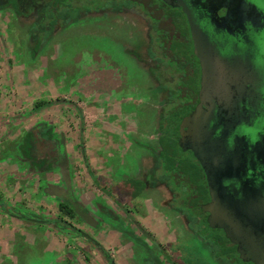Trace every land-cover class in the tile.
Segmentation results:
<instances>
[{"label": "flooded vegetation", "instance_id": "flooded-vegetation-1", "mask_svg": "<svg viewBox=\"0 0 264 264\" xmlns=\"http://www.w3.org/2000/svg\"><path fill=\"white\" fill-rule=\"evenodd\" d=\"M49 1L0 0V13H8L16 20H27L29 41L40 38L42 43H46L55 30L77 27L85 21L89 23V31L94 33L93 38L101 41L100 36L103 32L105 34L103 43L107 37L112 43L113 50L119 40L114 35L116 32L125 34L127 28H132L134 31L140 29L142 32L141 53L137 54L134 60L146 75L143 85L134 83L132 78L127 76L121 78L117 71L125 70L111 61H106L105 67L92 68L91 71L95 72L89 77L90 86L93 87L102 79L101 72L96 71H109L106 74L109 82L106 91L111 90L116 84L129 86L127 91L130 89L131 92L136 91L137 93L131 94L130 98L133 100L128 106L134 109L132 117L136 125L144 128L134 135L125 133L126 138L132 140L134 145L125 148L124 151L117 149L118 161L105 158V166H109L104 172L102 183L92 174L81 152V159L84 167L88 168L92 185L98 186L107 199L101 205L93 196L91 205L85 207L86 210L82 208L89 214L91 225L98 224L100 219L120 222L123 226L122 236L127 241L125 245L130 247L135 245L139 249L140 255L135 264H222L220 261L222 257L229 264H264V0H193L192 2L191 0H158V4L153 0H146L148 4L136 0H55V9L60 16L51 26L47 15L53 4L49 5ZM113 2H119V5L110 6L109 3ZM171 8L179 10L182 17L176 13L172 15ZM63 12L77 14L70 16L69 20L62 21ZM156 13L158 16L155 18L152 14ZM174 17L177 19L173 20ZM152 21H163L167 28L178 26L179 29L183 24L185 34L183 40L187 42V46L189 44V47L193 45L191 31L197 30L202 34L207 46L204 55L206 64L203 65L194 54L190 53V55L187 51L176 55L175 59L182 57L185 63H188L189 57L193 56L195 58L193 65L197 67V73L189 76L184 86L188 90L185 92L190 99L183 97L184 112L181 116L183 114L187 116L192 111V117L200 113L201 116L209 118L211 116V121L220 120L223 124L227 123L238 134L233 140L247 148L244 159L238 152H229L225 158L236 163L217 170L216 177L209 175L203 164L198 170L196 168V172L200 174L199 179L192 177L193 179L188 181L190 182L188 186L193 189L191 190L194 194L193 199H189L188 206L183 208H178L175 204V201L181 200L180 198L187 197L183 186L165 177L170 163L173 165L176 161L174 149H171L168 143L170 139L165 137L161 130V125L165 123L173 102L175 104L173 110L171 109L172 112L180 105L175 100L179 97L171 90L177 79L175 74L170 72L171 63L162 64L161 58L164 56L158 54L159 50L157 56L150 53L153 43L157 41L155 36H160V39L165 41L167 39L160 26L159 29H154ZM207 27L212 30L210 33L219 35L222 42L230 43L228 45L222 43L221 47L224 50L229 48L233 50L228 59L238 62L234 67L227 68L224 64L218 66L215 64L213 53L207 45L210 35L205 30L208 29ZM245 46L246 55L241 52ZM107 50L95 46L94 57L101 59ZM208 58L209 64H207ZM198 63L203 66L202 70L199 69ZM188 71H190L189 63ZM226 71H236L238 76L231 78L227 75L219 78ZM199 85L203 93L201 96L203 104L199 108H194L197 103L195 94H198ZM194 95L196 99L192 98ZM188 100L192 101L189 106ZM176 103L178 106H175ZM51 129L47 122H41L34 134L27 135L30 138L27 157H16L25 161L29 170L32 166H37L39 172L46 173L48 170L51 172L59 169L66 162L63 141L57 139ZM186 133L187 131L183 130V134H173L174 147L186 145L188 150L191 149ZM189 136L194 138L193 134ZM108 153L106 156H115L113 149ZM140 157L143 160L141 180L137 178L120 180L112 176V171L115 169L125 171L126 158L133 160ZM177 163H181V159L177 160ZM242 164L248 168L245 174L239 169ZM189 169L194 171L191 166ZM55 181L53 184H60V177L58 176ZM126 185L129 187L127 188ZM55 187L56 185L48 186V192H54ZM250 192H255V195L250 197ZM150 194L153 196L150 197L154 211L152 219L161 225V230L158 232L155 229H146L140 222L150 215L140 212V206L136 201ZM68 196L76 202L69 189H65L60 201L63 200V204L68 203ZM221 201L226 204L227 212L230 211L233 216L224 214L223 205L218 207ZM91 215L97 217L96 221ZM75 216L80 219L74 213L73 217ZM122 217L126 219V223L121 222ZM53 219L57 218L40 222L50 224ZM30 220L36 222L39 218ZM57 220L55 227L57 223H61L62 228L66 230L75 232V229H79L70 223L73 229L66 227L59 221L63 219ZM126 224L130 227L126 228ZM91 225L88 226L92 227ZM89 237L92 238L90 235ZM92 239L87 241L93 246L94 243L99 244ZM129 257L133 258L134 255L131 253ZM102 258L107 264L111 262L115 264L108 255L107 258L103 256Z\"/></svg>", "mask_w": 264, "mask_h": 264}, {"label": "rangeland", "instance_id": "rangeland-1", "mask_svg": "<svg viewBox=\"0 0 264 264\" xmlns=\"http://www.w3.org/2000/svg\"><path fill=\"white\" fill-rule=\"evenodd\" d=\"M136 1L149 3L146 0ZM153 1L158 4V0ZM109 5L115 7L119 2ZM171 9L172 15L176 13L182 17L179 10ZM168 10L170 11L169 8ZM152 16L156 18L158 14ZM175 19L177 17L173 20ZM152 22L155 30L161 27L167 39L165 41L160 39V36H155L158 42L152 41L150 53L157 56L159 50L158 54L164 56L161 58L162 64L171 63L170 72L175 74L177 79L171 90L179 97L175 100L180 105L176 103L175 106L178 107L172 112L175 104L173 102L172 110L170 109L165 123L161 125V130L165 137L170 139L168 143L170 148L174 149L176 161L173 165L170 163L165 177L183 186L187 197L175 201L178 208H183L188 206L189 199H193L194 194L191 191L193 189L188 186L190 184L188 181L192 180V177L199 179L200 174L198 175L196 168L198 170L203 164L209 175L216 177L217 170L236 163L225 158L229 152H238L244 159L247 148L233 140L238 134L227 123L223 124L220 120L211 121V116L210 118L201 116L200 113L192 117V111L187 116H184L185 114L181 116L184 112L183 97L189 98L184 86L189 76L197 73V67L193 65L196 56L189 57L190 71H188V63H185L182 57L175 58L184 51L194 54L193 45L189 47V44L187 46V42L183 40L185 35L183 24L178 29V26L167 28L163 21ZM28 24L27 20H16L8 13H0V153L6 152L7 149L9 152L14 151L13 157L8 154L10 159L8 165H0L3 168L2 172L9 171L0 175V264H107L99 256V250L73 230L62 228L61 223L51 227L40 222L51 218L63 219L89 234L115 264H135L140 255L139 249L135 245L131 247L125 245L127 241L122 236L123 226L120 222L100 219L98 224L94 223L95 225L89 227L76 216L70 218L60 213L56 200L44 196L45 181L47 186L55 185L53 182L57 179L56 170L39 172L37 166H32L29 170L28 164L17 159L16 156L27 157L30 139L27 135L34 134L41 122H47L52 128V134L63 141L70 169L74 166L73 175L78 177L79 183L75 181L73 183L77 193L76 198L86 200L84 201L86 208L91 205L93 196L99 204H104L107 199L98 186L92 185L90 177L85 172L81 152L84 153L92 174L102 183L104 172L109 166H105V158L118 161L117 149L124 151L125 148L134 145L132 140L126 138L125 133L134 135L144 128L136 125L132 117L134 109L128 106L133 100L130 98L131 94H135L136 91L131 92V89L127 91L129 86L123 84H116L111 90L106 91L109 83L106 74L109 71H96L101 72L102 79L93 87L90 86L89 77L95 72L91 71L92 68L105 67L104 63L111 61L125 70L117 71L121 78L127 76L132 78L134 83L143 85L146 75L134 60V57L141 53L142 32L140 29L135 31L132 28L125 29V25L123 27L125 34L118 32L114 34L119 40L113 50L112 43L107 37L104 39L106 45L103 43L105 35L103 32L100 36L102 44L97 38H93L94 33L89 31V23L86 21L77 27L55 30L46 43H42L40 38L29 41L26 29ZM205 30L210 34L207 45L213 53L215 64L217 66L224 64L227 68L234 67L238 62L228 59L233 50L230 48L224 50L221 47L222 43L227 45L230 43L222 42L219 35L210 33L212 30L210 31L209 28ZM95 34L101 33L95 32ZM95 46L108 49L105 56L99 60L93 54ZM241 52L247 54L246 46ZM209 63L208 58L207 64ZM198 65L202 70L203 66L199 63ZM227 75L236 78L238 73L226 71L219 78ZM200 92L201 85L198 94H195L197 103L194 108H199L203 104L201 97L203 93ZM195 95L193 99H196ZM36 103L40 105L37 109L33 107ZM191 103V100L187 101L188 106ZM183 130L187 131L190 150L185 147L186 145L174 147L172 144L173 134H183ZM190 134H193L194 138L188 137ZM110 149L114 150L115 156H106ZM141 157L140 159L133 157V160L126 158L125 171L115 169L112 171V176L120 180L128 178L141 180V168H143ZM155 159L157 160L156 156ZM179 159L181 163H177ZM190 166L194 171L189 169ZM239 169L244 174L248 170L243 164ZM254 195L255 192L249 193L250 197ZM219 205H223L224 214H231L230 211L227 212L226 204L221 201L218 207ZM20 215L23 218H20ZM91 217L96 221V216L91 215ZM37 218L39 220L36 222L28 220ZM121 219V222L126 223L125 218ZM140 222L148 230L155 229L156 232L161 230L160 223L151 216L141 219ZM51 223L55 224L53 221ZM125 227L130 226L126 224ZM61 245L63 247H60ZM131 253L134 255L133 258L129 257ZM220 261L222 264H229L223 257Z\"/></svg>", "mask_w": 264, "mask_h": 264}, {"label": "crops", "instance_id": "crops-1", "mask_svg": "<svg viewBox=\"0 0 264 264\" xmlns=\"http://www.w3.org/2000/svg\"><path fill=\"white\" fill-rule=\"evenodd\" d=\"M9 135V133L7 134V136ZM2 149V148H1ZM64 149H65V147H64ZM8 150V149H7ZM6 150V152H2V153H0V165L1 164H4V165H8V163L10 162V159H9V155L8 154H10V155H12L13 156V151H11V152H9V151H7ZM65 152H66V150H65ZM5 155H6V157H5ZM66 155V157H65V160H66V162L62 165V166H60V168L59 169H55L56 171V175H57V177L59 176L60 177V184H55L56 185V187L54 188V192H51V193H53V194H50V192H48V190H47V185H45V188H44V196H45V198H54V200H56V204H57V207H58V204L60 203H63V200H62V202L60 201V198H62V194L65 192V189H69V192L71 193V194H73V196H74V198H75V200H76V202L84 209V210H86L85 209V203L86 202H84V201H86V200H83V199H79V198H76L77 196H75V194H77L76 192H75V187H74V185H73V183H74V181L75 182H77V184H79L78 183V177H76V176H74L73 175V171L72 170H74V166H72L71 167V169H70V164H69V162H68V159H67V153L65 154ZM89 166V168H90V165H88ZM88 168H85V172H86V174L88 175V170H87ZM1 170H3V168L2 167H0V175H2V174H7V173H9V171H1ZM63 175H65L67 178H66V180H67V182H68V184H66L65 183V180H64V176ZM89 176V175H88ZM55 182H57V181H55ZM68 186V187H67ZM79 185H77V187H78ZM126 187L128 188L129 186L128 185H126ZM125 188V187H124ZM150 197H153L152 196V194H150V196H148V195H145L144 197H142V198H139V199H137V201H136V203L137 204H139V211L140 212H146V213H148V215H150L151 217L153 216V207H152V205L150 204L151 203V198ZM69 203V202H68ZM70 204V203H69ZM38 224H40V222H38ZM45 224V223H44ZM49 226H54L53 224H48ZM63 231V230H62ZM64 233H66V232H64ZM68 238H70V239H73L72 237H70V236H68ZM60 247H63V245H61ZM101 258H102V256L101 255H99ZM103 259V258H102ZM60 264V263H59Z\"/></svg>", "mask_w": 264, "mask_h": 264}, {"label": "water", "instance_id": "water-1", "mask_svg": "<svg viewBox=\"0 0 264 264\" xmlns=\"http://www.w3.org/2000/svg\"><path fill=\"white\" fill-rule=\"evenodd\" d=\"M191 36L193 38V52H194L195 56L198 58L199 62L202 65L206 64L204 55H206L207 46L205 44V41H204L202 34H200L197 30H192ZM63 176H64L65 183L68 184V182L66 180L67 177L65 175H63ZM67 190H68V188H67ZM68 202L73 207L74 213L80 219H82L85 223H87L88 225H91V218H90L89 214L86 211H84L82 209V207L77 202H74L69 196H68ZM28 220H30V219H28ZM75 232L78 235H80L86 239H92L89 237V235L87 233H85L79 229H75ZM111 264H113V263L111 262Z\"/></svg>", "mask_w": 264, "mask_h": 264}, {"label": "trees", "instance_id": "trees-1", "mask_svg": "<svg viewBox=\"0 0 264 264\" xmlns=\"http://www.w3.org/2000/svg\"><path fill=\"white\" fill-rule=\"evenodd\" d=\"M51 4H53V6L51 7L52 9H51L50 13H48L49 15H47L48 18H49L50 26H51V25L56 21V19H58L59 16H60V14H59V13L56 11V9H55V0H50V1H49V5H51ZM74 14H77V13L63 12V13L61 14L62 21H63V20H64V21L69 20L70 16H72V15H74ZM33 107H34L35 109H37V108L40 107V105L36 103ZM82 157H85L84 153H82ZM58 210H59L62 214L66 215V216H68V217H70V218L74 216L73 209H72V207L69 205V203H64V204H63V203H61V204L59 203V204H58ZM19 217H20V218H23L21 215H20ZM52 221H53V222H57L58 220H57V219H53ZM59 221L62 222L63 225H65L66 227H69V228H72V229H73V227H72L69 223H67L66 221H63V220H59ZM94 247H95L97 250H99L100 254H101L104 258H107V255H106L105 250H104L99 244L94 243Z\"/></svg>", "mask_w": 264, "mask_h": 264}]
</instances>
